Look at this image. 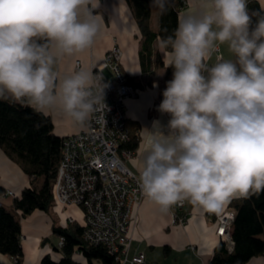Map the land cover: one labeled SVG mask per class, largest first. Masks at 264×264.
Returning a JSON list of instances; mask_svg holds the SVG:
<instances>
[{
  "label": "clouds",
  "instance_id": "clouds-1",
  "mask_svg": "<svg viewBox=\"0 0 264 264\" xmlns=\"http://www.w3.org/2000/svg\"><path fill=\"white\" fill-rule=\"evenodd\" d=\"M170 2L151 6L165 14ZM185 3L160 40L172 78L157 111L168 119L141 128L137 183L162 213L187 201L218 214L264 191V6ZM100 7V0H0V100L78 126L107 110L100 73L59 71L61 61L94 45ZM224 45L229 58L213 60Z\"/></svg>",
  "mask_w": 264,
  "mask_h": 264
},
{
  "label": "crops",
  "instance_id": "crops-1",
  "mask_svg": "<svg viewBox=\"0 0 264 264\" xmlns=\"http://www.w3.org/2000/svg\"><path fill=\"white\" fill-rule=\"evenodd\" d=\"M178 1L181 3V0ZM258 1L260 7L264 6V0ZM100 4L98 11L102 16V29L94 45L77 56L61 61L59 71L66 73L82 66L94 68L114 45L121 49L122 57L119 65L122 73L139 82L137 96L127 99L124 107L127 126L131 134L137 137L138 145L129 156L123 158L127 169L138 176L134 161L138 159L142 150L141 128H151L155 119L163 123L167 122L168 117L161 116L157 107L163 99L165 82L172 78V69H166L164 65V49L160 46L159 38L153 44L155 56L150 65L145 67V70L142 69L139 58L141 34L126 0H100ZM185 7L186 4L179 14ZM157 11L158 9L152 6L153 30H157L158 27ZM216 56L229 58L227 46H221L213 60ZM49 117L54 134L62 139L80 132L83 128L57 114H51ZM28 184L29 178L0 148V185L4 192L11 190L19 196ZM13 200L14 198L0 195V202L9 209H13ZM54 210L58 214H55ZM228 210H232L230 204L218 214ZM16 214L20 217L22 233L23 256L20 264H40L41 259L47 254L54 260L60 258V254L54 251L55 245L51 240L55 236L52 228L65 227L70 217L76 224L81 225L83 222V214L78 208H62L54 204L48 212L34 211L25 218H22L18 212ZM184 215L183 223H174L172 207L167 213H162L158 205L144 196L141 202L131 209L129 257L143 254L145 260L142 264H208L215 247L222 242L215 233L217 213L207 216L202 207L186 201ZM191 247L194 249L192 250ZM75 260L86 264L82 256L76 257ZM0 264H15V259L0 254ZM246 264H264V255L252 258Z\"/></svg>",
  "mask_w": 264,
  "mask_h": 264
},
{
  "label": "trees",
  "instance_id": "trees-1",
  "mask_svg": "<svg viewBox=\"0 0 264 264\" xmlns=\"http://www.w3.org/2000/svg\"><path fill=\"white\" fill-rule=\"evenodd\" d=\"M136 20L141 34L139 58L142 69L149 66L155 56L154 41L170 35L177 26L182 5L171 0L165 14L157 11V30L151 28V0H126ZM251 10H258V0H250ZM126 84L138 90L139 82L126 77ZM63 139L53 132L50 117L36 113L31 107L21 106L0 100V148L11 160L16 161L28 178L29 184L13 200V209L0 202V254L13 257L16 264L21 263V224L22 218L34 211L48 212L53 205V184L60 159ZM138 139L130 132L129 140L121 146L122 150L133 152ZM41 180L39 187L34 184ZM4 193L0 185V195ZM234 211L230 236L231 250L219 242L208 264H246L252 258L264 255V191L251 195L248 199H235L230 203ZM52 233L64 239L63 246L54 251L60 258L54 260L45 255L40 264H81L73 259L79 251L86 264H118L114 256L102 246L86 245L82 239V226L72 224L52 228Z\"/></svg>",
  "mask_w": 264,
  "mask_h": 264
},
{
  "label": "built area",
  "instance_id": "built-area-1",
  "mask_svg": "<svg viewBox=\"0 0 264 264\" xmlns=\"http://www.w3.org/2000/svg\"><path fill=\"white\" fill-rule=\"evenodd\" d=\"M185 4V0H181L182 8ZM121 57V49L114 45L93 68L108 85L105 88L107 110L102 108L80 132L63 138L53 184V204L75 207L82 212L81 239L86 245L104 247L118 264H142L143 254L129 257V226L131 209L144 195L137 183L138 176L123 162L131 152L121 149L130 138L125 101L136 97L138 91L126 84L119 65ZM3 196L15 198L16 194L8 190ZM185 206L186 201L172 206L174 223L184 222ZM206 215L214 213L206 212ZM234 215L233 210H228L215 216V233L229 250ZM67 222L71 224L74 220L70 217ZM63 242L60 237L57 248L60 249ZM80 256L76 251L73 259Z\"/></svg>",
  "mask_w": 264,
  "mask_h": 264
},
{
  "label": "rangeland",
  "instance_id": "rangeland-1",
  "mask_svg": "<svg viewBox=\"0 0 264 264\" xmlns=\"http://www.w3.org/2000/svg\"><path fill=\"white\" fill-rule=\"evenodd\" d=\"M10 159V158H9ZM12 162L21 170V168H20V165L16 162V161H14V160H12ZM22 171V170H21ZM40 183H41V180H36V182H35V186L36 187H39V185H40ZM6 191H8V190H6ZM5 191V192H6ZM5 192L3 193V195L5 194ZM9 197V196H8ZM12 198V197H11ZM55 211V210H54ZM55 214H58L56 211L54 212ZM59 216V215H58ZM67 223V225L66 226H70V225H72V224H76L75 222H72L71 224H69L68 222H66ZM59 238L60 237H57L56 235L54 236V237H52L51 238V240H52V243L55 245V247H57V244H58V240H59ZM97 264H99V263H97Z\"/></svg>",
  "mask_w": 264,
  "mask_h": 264
}]
</instances>
